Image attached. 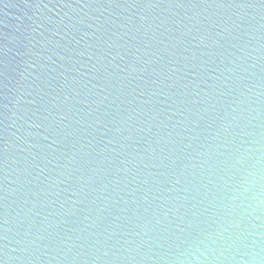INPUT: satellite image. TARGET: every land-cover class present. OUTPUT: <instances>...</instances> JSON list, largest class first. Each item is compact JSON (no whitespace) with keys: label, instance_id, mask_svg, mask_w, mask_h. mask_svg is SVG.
I'll return each mask as SVG.
<instances>
[{"label":"water","instance_id":"water-1","mask_svg":"<svg viewBox=\"0 0 264 264\" xmlns=\"http://www.w3.org/2000/svg\"><path fill=\"white\" fill-rule=\"evenodd\" d=\"M0 264H264V0H0Z\"/></svg>","mask_w":264,"mask_h":264}]
</instances>
